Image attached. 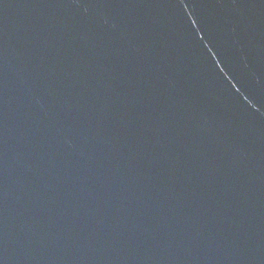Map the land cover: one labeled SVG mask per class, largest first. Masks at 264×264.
I'll return each mask as SVG.
<instances>
[{
	"label": "water",
	"instance_id": "water-1",
	"mask_svg": "<svg viewBox=\"0 0 264 264\" xmlns=\"http://www.w3.org/2000/svg\"><path fill=\"white\" fill-rule=\"evenodd\" d=\"M0 264H264V0H0Z\"/></svg>",
	"mask_w": 264,
	"mask_h": 264
}]
</instances>
